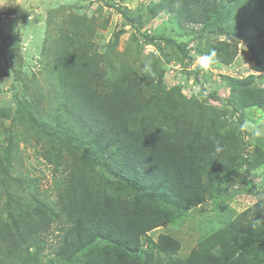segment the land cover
<instances>
[{"label":"trees","instance_id":"16d2710c","mask_svg":"<svg viewBox=\"0 0 264 264\" xmlns=\"http://www.w3.org/2000/svg\"><path fill=\"white\" fill-rule=\"evenodd\" d=\"M167 5L181 21L202 24V38L225 37L208 50L216 63L230 64L237 45L245 42L251 61L264 70V0H168ZM163 40L186 58L185 45ZM90 49L77 34L53 42L50 69L59 110L75 129H59L58 120L39 122L29 104H19L49 139L42 157L58 174V193L52 202L40 197L34 183L27 192L20 186L14 190L10 185L19 180L12 176L13 144L7 146V156L0 159V182L10 186L0 193V264H264L262 198L208 235L185 259L173 257L180 243L171 236L143 242L182 209L220 197L230 174L242 167L250 171L261 159L252 163L243 156L245 141L221 120L223 108L188 103L161 80H140L129 66L114 65L111 50L100 56ZM187 74L199 80L197 71ZM223 79L227 96L217 99L214 93L212 99L232 112L246 101L264 107V88L254 86L253 75ZM249 214L253 217L246 220ZM57 222H63L60 245L48 257L39 239Z\"/></svg>","mask_w":264,"mask_h":264},{"label":"rangeland","instance_id":"374dc122","mask_svg":"<svg viewBox=\"0 0 264 264\" xmlns=\"http://www.w3.org/2000/svg\"><path fill=\"white\" fill-rule=\"evenodd\" d=\"M167 1L0 0V159L7 156L5 149L12 143V176L19 183L10 186L14 190L20 186L22 192H27L28 184L34 183L40 197L57 201L54 181L58 174L42 157V148L49 139L30 123L25 114L27 108L23 111L19 104H29L32 116L39 122L58 120L59 129H75L59 110L55 75L50 69L53 42L62 35L77 34L88 42L93 55L102 56L111 50L114 65L129 66L140 80L154 84L161 80L166 90H179L180 97L188 103L216 111L223 108L226 113L221 120L245 141L243 156L252 163L261 159V164L250 171L242 167L230 174L220 187V197H208L196 207L182 209L172 222L143 238L146 244L149 239L156 242L162 234L171 236L180 243L173 257L185 259L208 235L236 219L258 199H264V107L246 101L232 112L210 97L214 93L217 99L227 96L229 88L224 76L246 79L253 75L254 86L264 88V70L259 72L251 61L245 42L237 45L230 64L216 63L214 57L211 68L203 70L201 58L208 56L209 48L225 37L202 38L204 26L178 19ZM160 6L167 8L159 11ZM142 35L155 40H143ZM164 38L185 45L186 58L174 46L167 45ZM194 70L199 74L197 81L187 74ZM199 84L205 90L203 95ZM4 185L0 182V193ZM229 195L233 197L224 200ZM252 217L249 214L245 219ZM62 223H54L40 236L43 253L48 257L54 256L60 245Z\"/></svg>","mask_w":264,"mask_h":264},{"label":"clouds","instance_id":"9594fccd","mask_svg":"<svg viewBox=\"0 0 264 264\" xmlns=\"http://www.w3.org/2000/svg\"><path fill=\"white\" fill-rule=\"evenodd\" d=\"M214 57H215V53L214 52L210 53L208 56L202 57L201 60H200V67L203 70H205V71L209 70L211 68L212 63H213V58ZM145 71H148V69L146 68ZM242 130H243V128H242ZM215 151L217 153H220V152L223 151V148H221L219 146V141H216Z\"/></svg>","mask_w":264,"mask_h":264}]
</instances>
